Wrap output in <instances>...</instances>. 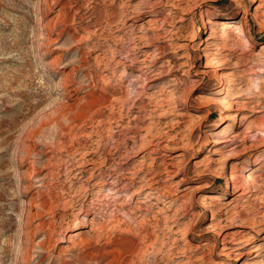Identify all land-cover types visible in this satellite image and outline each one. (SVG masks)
<instances>
[{"label": "rangeland", "instance_id": "1", "mask_svg": "<svg viewBox=\"0 0 264 264\" xmlns=\"http://www.w3.org/2000/svg\"><path fill=\"white\" fill-rule=\"evenodd\" d=\"M263 80L264 0H0V264H264Z\"/></svg>", "mask_w": 264, "mask_h": 264}, {"label": "bare ground", "instance_id": "2", "mask_svg": "<svg viewBox=\"0 0 264 264\" xmlns=\"http://www.w3.org/2000/svg\"><path fill=\"white\" fill-rule=\"evenodd\" d=\"M234 2L236 3H239L241 0H233ZM252 2L255 1V0H251ZM173 7H177V5H174ZM245 16H246V13H245ZM209 24H214V25H221L223 27V29H225V37L227 38V40H231L235 43V46L238 47L239 49L241 50H250L252 48H254L256 46V44L253 42V33H249L247 32L245 26L243 24H241V22H238V20L234 19V18H231L230 21L228 22H214V21H208ZM209 29V36L206 38V41H207V44L204 46L203 50L206 51V59H207V63H208V66H212V67H215L217 69L220 68L221 66V63H220V60L219 59H210V54L208 53V47L211 46L212 44L209 42L211 41V39H213V37L215 38V33L217 32V29L216 27L214 26H209L208 27ZM87 40V39H86ZM226 40V39H225ZM216 45V44H215ZM97 57V56H96ZM97 60V59H96ZM143 60V59H142ZM234 67V66H233ZM127 73V71H123L121 72V76H124L125 74ZM201 75H206L207 74V71H202L200 72ZM148 75L154 77L157 75V73L153 72V70L149 71ZM138 76H141L140 74H138ZM122 78V77H121ZM153 79H156V78H153ZM153 79H150L149 81H152ZM137 80V79H136ZM148 81V80H147ZM149 81L146 82V85H149ZM264 81V80H263ZM67 84V83H66ZM69 84V83H68ZM69 90H68V93H70L72 96H74L75 94H77V91H78V88L77 87H73L69 84ZM164 91V90H163ZM253 91H257L256 89L254 90H251L249 93H251L250 95H247L246 98H250L252 97V93ZM258 96V95H257ZM160 99V98H158ZM175 103L174 100H173V97L172 96H167L164 98H161V100H158L157 101V105H160L161 107L164 106V105H169V104H173ZM204 104V103H203ZM206 104V103H205ZM244 104V103H243ZM133 106V105H132ZM173 106V105H172ZM174 107V106H173ZM225 109V107H224ZM241 109L243 110H248V106L246 104H244L243 107H241ZM256 112H259V110H256ZM199 123H202L204 121V118L202 116H200L199 118ZM240 122V118L236 115H233L231 117V120L230 122L226 125V129L229 130V129H233L236 125H238ZM259 122V121H258ZM244 129V128H243ZM226 130V131H227ZM252 128L250 126H247L242 132H241V135H233L231 136V138L229 139H223L222 140V143H233L236 141L237 137L238 136H242V138L239 139V141H243L245 138L247 137H250L252 136ZM92 159V158H91ZM94 161V160H92ZM89 163V160L87 161ZM90 163H93V162H90ZM70 164V163H69ZM101 165V164H100ZM196 165V163H195ZM20 177V176H19ZM251 179H252V175L251 173L248 175V181L246 183V185H249L251 182ZM19 180L21 181L22 178L20 177ZM234 180L233 176H230L228 178V180L226 181V188L230 187L231 186V183L232 181ZM23 182V181H22ZM244 190V189H243ZM102 191V190H101ZM100 190H98L96 196L97 197H101L102 196V193H101ZM245 194V192H241L238 194L239 197H242L243 195ZM129 194L127 193H124V192H118L116 194L117 197H123V196H128ZM130 200L131 197H132V194L130 196H128ZM134 197V196H133ZM206 199H203L200 201V205H205L207 203V200H218V201H222L224 200L226 197H227V192H225L224 194H216V193H208ZM141 200H143L144 202H150L151 199L149 196L147 195H143L141 196ZM147 206V205H146ZM113 211V209H112ZM111 211V212H112ZM133 212V211H132ZM117 213V212H116ZM221 214V212H217L215 213V216H219ZM132 217V216H131ZM117 221V220H116ZM113 222V220H112ZM214 226L210 225L209 228L207 229L206 233H211L213 232V230H215L213 228ZM187 228V227H185ZM185 228H182V229H178V233L180 235H182L183 238H188L189 237V229H185ZM83 233V231H79L78 233L76 234H72L71 235V238L68 240L70 243L74 242L75 239L79 238L81 236V234ZM177 233V234H178ZM4 250V246L2 244H0V252H2Z\"/></svg>", "mask_w": 264, "mask_h": 264}]
</instances>
